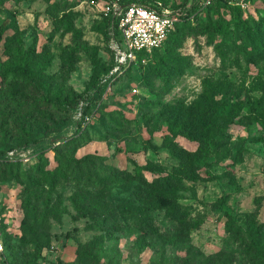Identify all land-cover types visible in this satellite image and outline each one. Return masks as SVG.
I'll return each instance as SVG.
<instances>
[{"label": "rangeland", "instance_id": "obj_1", "mask_svg": "<svg viewBox=\"0 0 264 264\" xmlns=\"http://www.w3.org/2000/svg\"><path fill=\"white\" fill-rule=\"evenodd\" d=\"M105 1L0 0V24L13 17L0 42V72H30V80L0 74V150L27 168L40 162L57 172L49 181L34 171L31 179L17 174L14 162L6 172L0 167L10 259L263 264L251 241L264 254V58L234 24L215 37L180 30L140 71L108 87L82 139L46 143L74 136L83 96L109 65ZM145 1L174 9L183 0ZM240 8L243 17L264 16V0ZM234 11L233 0H221L201 16L213 23L219 12L233 22ZM161 57L173 65L166 77L157 68ZM207 136L214 138L210 158Z\"/></svg>", "mask_w": 264, "mask_h": 264}, {"label": "trees", "instance_id": "obj_2", "mask_svg": "<svg viewBox=\"0 0 264 264\" xmlns=\"http://www.w3.org/2000/svg\"><path fill=\"white\" fill-rule=\"evenodd\" d=\"M200 0H183L179 5L174 7V9H181L182 15L180 16L179 21H177L173 29L170 30L168 33L167 38L165 39L163 45L161 47L155 48L151 51V53H145L143 51H139L137 55V60L134 63H131L127 66H123L120 70V72L112 74L109 78L106 79V81H102L103 78H105L109 72L111 71L112 67L116 64L114 59V53L112 49L109 46V40H110V34H109V27L111 23V16L110 15H102V22L104 25V36L105 40L107 42V50L109 54V65L107 69L102 73L98 78L95 79V81L91 84L89 91L83 96V103L80 107L81 115H80V122L79 126L74 131V136L67 137L65 133H61L54 137V141L47 140L46 143L49 144V146L52 147H59V146H65L71 143H76L78 140L82 139L86 135V129L87 126H83L86 119H88L94 110V108L100 103V100H103L106 96L104 93L108 89L109 86L115 85L118 81L123 79L126 75L140 71V67L142 65H145L148 60H150L158 51H160L162 48L166 47L169 43L174 44L176 41L174 34L178 33L180 30H187L189 33H193L195 36L196 34H202L209 32L211 37H215L217 35H227L231 30V24H234L235 28H238L240 30V34L243 38H245L246 43L253 44L254 47L257 49L255 54L258 57L264 58V16H260L258 18L247 16H242V11L240 8V4H238V0H233L235 3V11H234V21H228L222 15L218 12L216 20L212 23L211 19L207 15L206 18H202V14L204 12H208L209 9L214 5V3H218L221 0H213L208 6L202 7L199 5ZM224 1H232V0H224ZM142 3V4H148L149 1L145 0H119L120 5H126L129 3ZM12 16H7L6 20L3 21L0 24V42L2 40L3 34L6 32V30L11 26L12 23ZM202 18V19H201ZM199 23V26L201 25V29H198L195 24ZM114 33L115 36L119 33L116 23L114 24ZM120 34V33H119ZM197 49L199 48V45L196 41ZM261 48V50L258 49V47ZM170 57V55H169ZM161 57L158 60L157 68L160 69L161 72H163V76L166 77L167 71L172 68V63L170 62V58ZM22 59L24 62H26V54H23ZM12 73L14 74H22L25 78L30 80V72L25 68H14L12 70ZM7 70L0 72L1 75H5ZM179 72H181L179 70ZM165 74V75H164ZM167 80V79H165ZM214 140V138L211 136H207L204 138V142L206 145L204 156L206 158H210L214 155L213 149L210 148L211 142ZM43 139L34 140V141H26L24 143H21L16 148L20 147H32L35 145H38L39 143L43 142ZM7 152L0 150V167H2L5 172L8 168V165L12 162L16 163V168L18 173L17 174H23L29 179H31L32 172H36L39 175H43L46 180L53 181V174L57 175L56 170H48L43 167V165L38 162L35 163L30 168L25 167L22 165L19 159H13L10 160L6 157ZM75 160L70 159L67 160V164ZM86 161V157L81 158L80 160L76 161L75 163H81ZM137 169H141L137 167ZM2 172L0 175L6 176V173ZM170 177H173V175H169ZM167 178L164 179V181ZM227 195L221 196L219 200V205L223 206L226 202ZM225 214H228L227 211H224ZM143 214L145 218L148 219V221H152L151 217L149 216L150 213L146 209H143ZM5 225H3L2 232H1V239H2V233L4 231ZM69 233H67V236ZM252 246L256 250L257 256L260 258L261 262L264 264V254L261 249L257 246L255 241H251ZM4 244V242H3ZM39 252L36 251L35 255L38 256ZM0 261L2 264L4 262L9 264H15L10 259L5 244H4V252L3 254H0Z\"/></svg>", "mask_w": 264, "mask_h": 264}, {"label": "built area", "instance_id": "obj_3", "mask_svg": "<svg viewBox=\"0 0 264 264\" xmlns=\"http://www.w3.org/2000/svg\"><path fill=\"white\" fill-rule=\"evenodd\" d=\"M212 1L200 0L199 5L205 7ZM243 2L244 0H238V4L243 5ZM102 12L104 15H110L112 19L109 27V46L114 53L116 62L102 81H106L112 74L120 72L123 66L134 63L139 51L151 53L153 49L161 47L168 33L182 15L181 9H171L163 6L160 2L157 4L132 2L120 5L119 0H106ZM115 23L122 36V42L115 36ZM3 225L4 217L0 213V254L4 252V244L1 239ZM0 264H2L1 261ZM4 264L9 263L4 262Z\"/></svg>", "mask_w": 264, "mask_h": 264}]
</instances>
